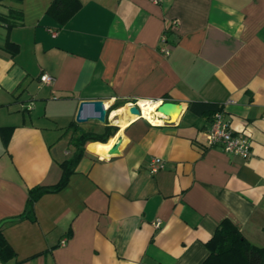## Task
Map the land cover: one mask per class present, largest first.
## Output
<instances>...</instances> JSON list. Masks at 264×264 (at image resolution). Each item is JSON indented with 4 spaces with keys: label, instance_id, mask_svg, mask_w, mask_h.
<instances>
[{
    "label": "crops",
    "instance_id": "crops-1",
    "mask_svg": "<svg viewBox=\"0 0 264 264\" xmlns=\"http://www.w3.org/2000/svg\"><path fill=\"white\" fill-rule=\"evenodd\" d=\"M51 1L0 0V221L26 212L29 188L58 182L84 129L81 100L128 109L162 98L182 111L130 120L112 154L116 133L86 142L67 185L35 201L34 221L2 224L6 264H200L224 219L264 246V0H79L64 24L46 13ZM193 101L218 105L250 156L207 147L210 117Z\"/></svg>",
    "mask_w": 264,
    "mask_h": 264
},
{
    "label": "trees",
    "instance_id": "trees-1",
    "mask_svg": "<svg viewBox=\"0 0 264 264\" xmlns=\"http://www.w3.org/2000/svg\"><path fill=\"white\" fill-rule=\"evenodd\" d=\"M80 7L79 0H52L46 8V13L52 16L60 24H64ZM20 13V12H19ZM5 19L0 16V20ZM21 19V15H19ZM5 50L14 54L18 50L17 44L6 41L3 47ZM124 103H114L108 110L121 107ZM188 108L196 113L206 114L211 118L212 113L218 109V105L209 102H190ZM73 122L71 126H75ZM76 132L72 138L74 150L71 155L60 162L62 174L57 183L53 185H35L28 189L26 200L25 213L7 219L8 221L28 218L35 220L33 213V205L35 201L45 193L58 192L64 188L69 180V177L74 173L79 160L84 154V145L88 141H96L100 144H106L110 137L116 133L117 126L106 123L101 131L84 130L74 128ZM10 129L1 128V136L4 145L7 144ZM0 221V264H6L8 260H13L15 253L11 246L6 241L1 232L2 224L7 221ZM208 249V255L200 264H264V246H257L249 242L238 228L229 220L221 221L213 233L212 237L205 243ZM12 264H17L13 261Z\"/></svg>",
    "mask_w": 264,
    "mask_h": 264
},
{
    "label": "built area",
    "instance_id": "built-area-1",
    "mask_svg": "<svg viewBox=\"0 0 264 264\" xmlns=\"http://www.w3.org/2000/svg\"><path fill=\"white\" fill-rule=\"evenodd\" d=\"M160 1L161 0H151V2L153 3H158ZM165 40H166L165 35H162L160 38V42L163 43L165 42ZM160 51L164 52L165 54H169V50L163 45L160 46ZM40 81L49 83L53 81V77L44 73L40 75ZM150 101H158L160 104L161 102L164 101V99L160 98ZM131 105H136L139 111L141 112L140 106L138 104V100L129 103V106ZM160 117H164V116L160 115ZM205 145L207 147L219 146L225 152L239 155L242 158H248L251 154V142L248 139V137L245 136L243 133L235 132L231 128L230 122L225 119L224 112L220 108L216 109L211 115L210 123L205 133ZM162 165H163L162 160L156 157L151 161L149 165L150 171L157 172L160 168H162ZM155 225L159 226L160 220H157L155 222Z\"/></svg>",
    "mask_w": 264,
    "mask_h": 264
},
{
    "label": "water",
    "instance_id": "water-1",
    "mask_svg": "<svg viewBox=\"0 0 264 264\" xmlns=\"http://www.w3.org/2000/svg\"><path fill=\"white\" fill-rule=\"evenodd\" d=\"M108 106H105L104 102L100 99H91V100H81L78 104L77 111L75 114L76 123H84L90 120H96L100 124H105L107 121L108 115ZM182 111V105L173 101H163L157 108L159 116L163 115L166 118H170L173 114L179 115ZM128 112L130 114H135L136 116L140 115V111L136 105L128 106ZM118 136L116 141L112 144L111 148L108 151V154L115 153L120 141Z\"/></svg>",
    "mask_w": 264,
    "mask_h": 264
},
{
    "label": "bare ground",
    "instance_id": "bare-ground-1",
    "mask_svg": "<svg viewBox=\"0 0 264 264\" xmlns=\"http://www.w3.org/2000/svg\"><path fill=\"white\" fill-rule=\"evenodd\" d=\"M105 104V103H104ZM138 104L140 106L141 112H140V117L143 116L147 120H150L151 122H160L159 119L156 117L158 116V112L155 111V108L158 106L159 102L158 101H150V100H139ZM106 106V104H105ZM127 108V106H126ZM124 110V118L117 119L116 116L120 113V109L116 108L113 109L110 113L109 118L112 120V123L117 124L118 130L116 134L113 136L111 139L110 145L116 141L117 137L119 136L120 132L125 128L128 122L130 120H134L135 118L139 117L136 116L135 114H130L126 109ZM173 114L172 116H174ZM120 143V142H119Z\"/></svg>",
    "mask_w": 264,
    "mask_h": 264
},
{
    "label": "rangeland",
    "instance_id": "rangeland-1",
    "mask_svg": "<svg viewBox=\"0 0 264 264\" xmlns=\"http://www.w3.org/2000/svg\"><path fill=\"white\" fill-rule=\"evenodd\" d=\"M120 109V113L116 116L117 119H120V118H124V106L122 107H119ZM112 110L109 111V114H108V118L110 116V113H111ZM109 120L112 122V120L109 118ZM108 122V120H107ZM81 127L84 128V130H88V128L90 127L91 129H95L97 128V126L100 125V123L96 120H90V121H87V122H84V123H78ZM101 127H103V124L100 125Z\"/></svg>",
    "mask_w": 264,
    "mask_h": 264
}]
</instances>
